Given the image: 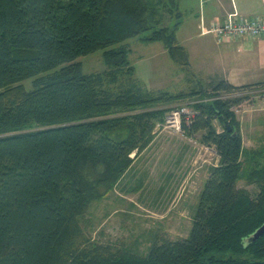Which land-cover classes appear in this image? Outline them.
Masks as SVG:
<instances>
[{
  "label": "trees",
  "instance_id": "1",
  "mask_svg": "<svg viewBox=\"0 0 264 264\" xmlns=\"http://www.w3.org/2000/svg\"><path fill=\"white\" fill-rule=\"evenodd\" d=\"M180 1L0 0V264H264V234L247 240L264 223L263 150L243 146L232 110L264 82L200 75L205 87L148 90L129 61L128 39L158 41L191 69L177 38ZM97 51L103 69L83 73L78 58ZM185 101L197 115L184 133L218 157L188 234H152L144 254L137 241L91 238L93 203L150 146L170 105ZM242 179L254 194L237 187Z\"/></svg>",
  "mask_w": 264,
  "mask_h": 264
},
{
  "label": "rangeland",
  "instance_id": "2",
  "mask_svg": "<svg viewBox=\"0 0 264 264\" xmlns=\"http://www.w3.org/2000/svg\"><path fill=\"white\" fill-rule=\"evenodd\" d=\"M190 1L179 2L182 24L178 40L190 48L191 69L175 64L158 41H126L135 76L148 90L176 93L207 85L200 78V73L206 74L205 70L199 73L197 67L202 56L193 49L200 41L205 43L210 52L204 55L205 61L210 62L216 47L211 36L202 39L193 36L192 17L198 11L192 8ZM78 60L82 63L83 73L100 71L104 67L101 51L80 56ZM262 75L264 77V73ZM260 100H264V89L249 92L237 116L241 122L243 146L262 149L258 159L264 164V101ZM247 109L253 111L245 113ZM248 117L250 122L246 121ZM214 125L221 129L217 121ZM217 161L214 148L201 144L198 135L184 137L171 132L158 133L150 146L135 159L133 167L114 191L107 198L93 203L88 214L92 221L88 235L100 243L116 246L132 245L137 241L138 251L142 254L146 252L152 234L159 238H184L191 228L198 196L207 177L206 167ZM140 181L141 187L135 190ZM237 187L245 188L251 194L255 192L254 185L246 184L243 179L237 182Z\"/></svg>",
  "mask_w": 264,
  "mask_h": 264
},
{
  "label": "crops",
  "instance_id": "3",
  "mask_svg": "<svg viewBox=\"0 0 264 264\" xmlns=\"http://www.w3.org/2000/svg\"><path fill=\"white\" fill-rule=\"evenodd\" d=\"M190 2L192 8L198 11L192 17L193 36L199 39L211 36L216 47L214 58H210V62L205 61L204 55L210 54L205 43L200 41L193 49L196 54L202 56L198 60L197 67L199 73L205 70L206 74L200 73V75L213 80L225 79L234 86L262 83V78H264L262 77L264 73V38H236L216 43L211 33L203 31L208 30L214 23L222 22L224 17L234 10L247 16L260 15L264 17V0H191ZM181 24L177 30V38ZM182 45L187 48L191 65L190 48L185 44ZM253 109H247L245 113L253 111ZM246 121L250 122L249 117ZM248 149H252V147Z\"/></svg>",
  "mask_w": 264,
  "mask_h": 264
},
{
  "label": "built area",
  "instance_id": "4",
  "mask_svg": "<svg viewBox=\"0 0 264 264\" xmlns=\"http://www.w3.org/2000/svg\"><path fill=\"white\" fill-rule=\"evenodd\" d=\"M203 32L211 33L216 43L236 38H264V17L247 16L234 10L228 13L222 22L212 24ZM243 103L245 102L233 106L232 110L237 113L239 108L244 106ZM196 115V110L186 103L171 107L164 115L162 122L156 124V130L159 133L171 132L186 137L184 128L191 126Z\"/></svg>",
  "mask_w": 264,
  "mask_h": 264
},
{
  "label": "water",
  "instance_id": "5",
  "mask_svg": "<svg viewBox=\"0 0 264 264\" xmlns=\"http://www.w3.org/2000/svg\"><path fill=\"white\" fill-rule=\"evenodd\" d=\"M225 127L227 129L228 132H231L232 135H235V131H232L231 126L229 125V123L226 121L225 122ZM262 234H264V223L261 224L256 230L255 232L248 237V241H254L256 240L259 236H261Z\"/></svg>",
  "mask_w": 264,
  "mask_h": 264
}]
</instances>
